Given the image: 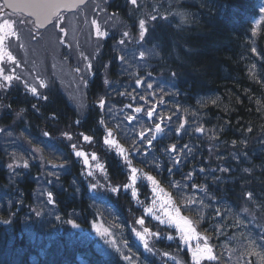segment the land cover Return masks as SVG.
I'll return each instance as SVG.
<instances>
[{
    "label": "snow or ice",
    "instance_id": "1",
    "mask_svg": "<svg viewBox=\"0 0 264 264\" xmlns=\"http://www.w3.org/2000/svg\"><path fill=\"white\" fill-rule=\"evenodd\" d=\"M102 2L105 7L97 5L93 9L95 15L89 21L90 39L94 37L97 41L96 50L94 53L86 54L80 50L77 43L75 50L79 52L83 68L78 66L74 72L78 74L79 84L86 95L88 77L99 70L96 63L103 55L102 44L110 36H115V33L110 32L108 25L123 11L130 23L126 24L120 20L124 30L119 33V39L115 40L112 49L117 54L112 56L109 62L101 64L104 69L102 81L104 88L94 101V108L99 115L95 123L96 132H102L103 135L97 137L96 132L90 135L85 132L73 133L64 130L57 137H53L49 131H43L41 140L34 142L31 136L24 137L23 132L13 140V132L8 131L11 126L0 127L3 145L15 148L19 142L23 147V141H26L30 146L24 148L22 152L15 150L9 152L7 147H0V151L8 160L4 167L8 170L9 183L22 176L24 170H30L34 163L38 164L40 172L35 177L38 187L34 195L39 203L30 211L37 217L46 210L52 215L54 210L58 211L57 199L55 193L45 185L58 184L61 174L79 163L81 167L78 175L81 179L72 180L70 187L74 191L71 195L73 197L83 195L79 185L86 184L87 193L93 194L89 197L93 202L88 206L91 220L87 222L91 225V231L77 238L82 243L95 240L98 253L102 257H114L116 264H180L175 255L155 247L156 243L164 239L177 242L178 248L182 245L188 246L193 239L202 241V244L197 243L195 250L189 249L192 252L193 264H201L204 260L220 264V257L215 254L211 243L212 236L206 233L211 232L217 236L222 233L226 213L231 210L228 207L231 194L250 205L241 209L246 215L241 218L236 214L235 223L230 225L236 229H246L239 237H233L243 246L242 255L255 258L245 260L243 264H264V222H261L264 220V165L260 166L262 172L259 192L251 186L256 182L257 165L241 167L242 164L250 162V147L253 143L251 134L255 130L254 127H241L239 129L241 138L231 140L229 155L227 157L220 155L216 148L225 130L231 129V121L226 119L212 128L206 127L207 121L200 119L204 102L197 100V106H185L178 99L181 97V86L185 83L179 72L175 70L169 72L165 65H160L162 72L159 75L161 79L167 77L164 83L168 85L162 87L161 79L153 78L155 68L152 71H144L146 67H150L144 63L146 56L163 59L164 46L170 41V38L166 40V29L172 27L171 19L180 17L176 31H184L185 25L195 22L192 19L193 14L188 11H168L161 0L151 2L123 0L122 5H117L114 11L108 13L107 8L112 7L110 0ZM84 4L85 0H73L72 3L66 0H0V100L8 99L11 91L16 89L22 91L26 99L37 101L31 104L36 112L40 111V102L49 101L48 93L51 92L53 83L35 71H18L22 68V62L13 54L10 46L13 39L19 41L21 33L25 30L32 41H37L41 36V30L47 31L50 26L56 31L59 44L73 48L72 43L67 40L65 16L61 9L78 10ZM198 7L213 9V19L221 15L227 17L231 9V0L227 3H221L220 0H198ZM101 13H105L106 18H100ZM262 26L264 0H261L255 18L246 29L247 42L240 57L241 60L255 58L259 62L261 67L259 76L254 72L257 68L256 62L248 66L247 74L264 88V49L256 46V38L260 35L259 28ZM171 42L174 47L175 42ZM129 44L134 47L129 49ZM146 44H151L152 47L146 48ZM19 47L23 48V45L19 44ZM114 61H119L120 73L126 77L127 82L112 81L108 78L107 73ZM133 62L138 70H133ZM245 91L247 92V89ZM120 98H124L127 103L116 109ZM237 99L239 101V98ZM218 100L217 97L210 103L215 106ZM256 103L259 105L257 111H264V99H257ZM86 107L81 97L77 102L80 115L73 122L75 125L81 124V116L86 117V113L80 111ZM0 109L11 114L12 105L0 102ZM24 111L26 109H20L15 116L19 118ZM224 111L228 114L231 110L226 107ZM49 118L56 120L55 112ZM185 136L189 137L188 142H182ZM204 136L209 140L207 163L204 162L205 157L202 154L205 150L203 141L200 143L193 141V137L199 141ZM260 137H264V128L255 138L256 148L251 149L258 151L256 158L264 156V139ZM166 139L172 142L163 144ZM96 143H102L108 153H114L119 175L123 176V180L114 182L108 163H101L95 151L87 150L88 146ZM60 145H64L68 150L67 154ZM45 149L51 150V158L45 155ZM197 153H201L199 161ZM213 155L216 163L210 167L209 165L213 164ZM189 162H193L190 168ZM231 162H235V165ZM137 163L142 167H136ZM176 176L180 178L176 179ZM60 187L67 191L62 185ZM236 187H239V192L234 191ZM144 188L151 193V199L145 196L144 201L140 202L139 197L143 195ZM125 194L138 205L135 210L141 212L140 216L133 213L134 218L130 223L114 222L111 228L98 225L103 217L97 209L96 201L108 203L113 198L118 200ZM14 203L21 205L23 202L8 201L9 205ZM182 208L184 211L195 212L197 219L193 221L191 217L184 216ZM75 216L77 213L72 211L66 214V218L56 214L55 219L71 225L73 229H80L81 225L73 218ZM153 220L156 222L153 225L155 231L147 226ZM9 222L3 220L5 224ZM205 223L208 224V228L205 229V233H200L198 228ZM128 235L134 237L142 246V252L133 251ZM237 264L240 262L237 261Z\"/></svg>",
    "mask_w": 264,
    "mask_h": 264
},
{
    "label": "trees",
    "instance_id": "2",
    "mask_svg": "<svg viewBox=\"0 0 264 264\" xmlns=\"http://www.w3.org/2000/svg\"><path fill=\"white\" fill-rule=\"evenodd\" d=\"M161 2L171 12L188 11L193 14V11L196 10L197 13L193 14L192 17L195 22L185 25L184 31H176V25L179 23L177 20L178 16L171 19L172 27L166 29V40L170 38V41L164 46L163 59L161 60L157 56H146L145 62H154V66L144 70L152 71L155 68L153 72L154 79H161L159 74H161L162 68L160 65H165L169 72L172 70L179 72L185 83L181 86V97L178 99L185 106L194 107L197 106V100H202L204 107L201 110L200 119L207 121L206 127L212 128L218 122L226 119L231 121V129L225 130L220 137V144L216 148L220 155L225 157L229 155L231 140L241 138L239 134L241 127H254L255 130L251 134L253 143L250 147V162L242 164L241 167L257 165L255 169L256 182L251 186L259 192V181L262 172L260 166L264 165V156L256 158L258 151H252L251 149L256 148L255 138L258 137L261 129L264 128V111L258 112L257 108L259 105L256 103L257 99H264V88L250 79L247 74L248 66L256 62L257 68L254 72L259 76L261 72L259 62L255 58L250 60L240 59L247 42L246 29L250 25L251 17L257 12L258 0H231L229 15L235 13L234 19L230 18L229 15L227 17L223 15L216 16L213 19L214 10L210 8L200 9L196 0L178 3L180 4L178 7L165 0ZM220 2L227 3L229 0H220ZM128 23H130L129 20ZM123 30L122 27L120 30L114 31L117 35L115 34L114 37L110 36L106 39V42H103L101 62H109L111 57L117 54L112 50L113 44L115 40L119 39V33ZM33 32H35V29H33ZM259 32L260 35L256 38V46L264 49V26L259 28ZM24 33L26 34L24 36L25 40H27V37L30 38L27 30ZM43 34L41 31L40 37L42 39H44ZM171 41L175 42L174 47ZM37 44L39 45L38 47L41 46L43 49L46 46L41 41L37 42ZM38 47L29 45L26 49L17 48L16 53L19 58L27 56L30 59H35L37 65H42L43 73H40V75L49 79L54 85L51 92L48 93L50 99L47 103L40 102V111L36 112L32 109L31 104L37 101L31 98L26 99L22 91L13 89L8 99L0 100L5 105H12L11 114H7L6 110L0 109V126H11L8 131L13 132V140L23 132L24 137L31 136L34 142L41 140L43 131H49L53 137H57L64 130H69L73 133L85 132L90 135L96 132L95 123L99 119V115L94 108V101L103 92L104 69L102 67L98 68L99 70L90 76L86 95L85 90H83V101L87 107L80 111L85 112L86 117L81 116V124L77 126L73 123L80 115L77 110V102L73 99L68 100L61 88L60 79L56 78V75L52 73L53 62L61 57H65L64 62L67 60L69 68L72 69L75 63H71L69 59H66L68 56L72 58V55H67L66 50L63 48L62 53L58 54V57L52 61L53 53L48 52L47 49H44L45 53H43ZM145 47L150 48L152 45L146 44ZM21 62L23 63V59ZM117 69H120V63L119 61H114L111 64V70L107 73L108 78L112 81L127 82L126 77L120 74L117 75ZM166 79V76L161 79L162 87H168L164 83ZM246 89L247 92L245 91ZM217 97L219 98L218 103L213 106L210 101ZM237 98H239V101ZM122 99L120 98L119 104ZM226 107L231 110L228 114H225L224 111ZM22 108L26 109V111L17 118L15 113ZM53 112L57 116L56 120L49 118ZM96 135L100 137L103 133L96 132ZM260 138L264 139V137ZM21 139L23 140V138ZM188 140L189 137L185 136L183 142H188ZM193 141L195 143L203 141L205 150L202 154L205 157L204 162L207 163L209 157L207 151L209 147L208 137H201L199 141L193 137ZM171 142V140L166 139L162 143L168 144ZM40 146L42 147V145ZM0 147H7L3 145V138H0ZM27 147L30 146L26 141H23V147L18 142L15 148L7 147V151L22 152ZM60 148L67 154L68 150L64 148V145H60ZM87 150L95 151L102 163H108L114 182L124 179L123 176L119 175L114 153H108L102 143L88 146ZM45 155L51 158V150L45 149ZM200 155L201 153H197V161H199ZM212 161L213 164L209 165L210 167L216 163L215 155L212 156ZM7 162V157L0 151V264H116L114 257H102L98 253L95 240L82 243L77 238L91 229L90 223L87 222L91 220L88 206L93 201L89 199L92 195H88L85 184L79 185L84 194L76 195L75 197L71 195L74 191L73 188L63 191L57 189L60 187L58 184L47 185L55 193L57 199L58 211L54 210V215L59 214L66 218V214L69 212L75 211L77 213V216L73 218L77 220L81 227L80 229H73L71 225L56 221L55 217L49 215L47 210L40 217L35 216V213L30 211L31 208H36L39 203L34 195L38 187L35 177L40 172L38 164L34 163L30 170H24L22 176L9 183L8 170L4 167ZM192 163L189 162V168ZM231 163L235 165V162ZM80 167L81 165L77 163L74 167L66 169L63 172V176H60L61 182L69 184L73 179L80 180L81 178L78 175ZM136 167L140 168L142 166L137 163ZM183 171H187V169H183ZM67 178L69 180L71 178V180L69 181ZM175 178L179 179L180 177L176 176ZM165 187H167L166 184ZM234 191L239 192V187H236ZM142 192L141 199L145 198V196L150 197V192L147 188L142 189ZM10 198L13 201L21 200L23 203L21 205L15 203L9 205L8 199ZM96 204L97 209L98 206H105L108 209L107 211H110L117 219L116 222L120 224H124L126 221L130 223L134 218L133 213L135 216H140L141 214L140 211L135 210L138 205L131 201L130 196L127 194L121 195L118 200L113 198L108 203L98 200ZM228 207L231 210L226 213L222 233L218 236L213 235L211 232L206 233L212 236L211 243L214 246L215 254L220 257V264H237V261L243 264L245 260H255L254 257L242 255L244 252L243 246L238 239H233L234 236L239 237L241 232H246V229H236L230 226L235 223L236 214H239L241 218L246 215L241 209L250 207V205L230 194ZM130 208L132 211H130ZM181 210L188 217H191L193 221L197 219L195 212L184 211L183 208ZM108 216L109 214L102 216L105 222ZM3 220H9L10 222L5 224ZM261 222H264V220ZM155 223L153 220L147 226L155 231L156 229L153 227ZM207 228L208 224L205 223L198 230L205 233ZM73 233L76 235H73ZM127 238L133 247V251L139 250L142 252V246L137 243L134 237L128 235ZM155 247L168 251L190 264L188 251L181 246L178 248L175 241L164 239L156 243ZM230 257L231 259H229ZM201 264H216V261L205 260Z\"/></svg>",
    "mask_w": 264,
    "mask_h": 264
},
{
    "label": "rangeland",
    "instance_id": "3",
    "mask_svg": "<svg viewBox=\"0 0 264 264\" xmlns=\"http://www.w3.org/2000/svg\"><path fill=\"white\" fill-rule=\"evenodd\" d=\"M165 1H168V2L171 1V2L177 3V2L182 1V0H165ZM110 2H113V0H110ZM196 2L198 3V0H196ZM97 5H99L100 7H105L102 0H92L89 3H87L86 5H84L83 7H81L80 8L81 11L64 15L65 16L64 27L67 31V40L72 43L73 48H68V47H65L64 45H63V48L66 50L67 55H72L71 56L72 58H70V56L66 57V59H69V62L75 63L74 67L72 69L69 68L67 60H66V62H64L65 57L57 58L58 54L62 53L63 48L61 47L62 45L59 44V42H58L56 31H54L49 26L47 31L44 32L45 33V39L44 40H45L46 45H48V46H45L44 49H47L48 52L53 53L52 61L57 58L52 64V73H54L56 75V78L60 79L61 88H62L63 92L65 93V95L67 96L68 100L73 99L76 102H78V100H80L81 97L84 98V92H83L84 89L79 84L78 74H76L74 72V69L78 66L83 68V64L80 62L79 52L75 50V45L78 43L80 50L84 51L86 54L95 52L96 47H97V41L95 40L94 37L90 39L89 21L95 15V13L93 12V9L96 8ZM107 12L111 13L112 11H110L107 8ZM123 13L124 12H121L120 16L116 20H113L108 25L110 32L115 33L114 31L120 30V28H122V26L120 25V20H123L124 22H125L124 19L128 20L125 13L124 14ZM196 13H197L196 10L193 11L194 15ZM234 14L229 15V17L234 19ZM100 18H106V14L101 13ZM125 23L127 24L128 22H125ZM24 36H25V33L22 32L19 41L17 42L15 39H13L12 44L10 46V50L13 52L14 55H17L18 58H19V56L17 53L15 54V50L17 48H20L19 44H22L23 48H25V49L29 45H32V46L36 45V47L39 46L37 44V42H40L39 40L34 42L29 37H27V40H25ZM5 44L6 45L8 44L7 40L5 41ZM102 46H103V44H102ZM133 47L134 46L132 44H129V49H132ZM38 49H41V51H44V49L41 46L38 47ZM138 51H139V49L136 50L137 55H138ZM73 55H76V56H73ZM19 59L21 61L23 59V63H22V68L18 69V71H23V72L35 71L39 74L43 73L42 72V65H37V62L35 59H30L27 56H23V58H19ZM100 59H102V57H100ZM102 63L103 62H101V60H100L99 62L96 63V67L100 69ZM105 63H107V62H105ZM144 63H146L147 65H150V67H146V69H149V68L154 66V62L148 63V62L144 61ZM119 70L117 69V75H119V74L121 75ZM133 70H138L135 68L134 62H133ZM144 71H146V70H144ZM90 76H92V75H90ZM90 76L88 77L89 81H90ZM83 103H84V101H83ZM123 103H127V101L124 100V98L122 99L120 104L119 103L116 104V109H119L120 107H122ZM114 114H115V109H114ZM63 174L64 173H62L61 176H63ZM67 180H69V178H67ZM70 180H71V178H70ZM71 182H72V180L69 182V184H67V183L64 184L60 180L58 185L59 186L62 185L63 189H71L72 188V187H70ZM46 187H48V186L46 185ZM85 187H86V184H85ZM57 189H61V187H58ZM89 194L93 195L92 193H88V195ZM150 197H151V194H150ZM11 199L12 198L8 199V201ZM49 208H51V207L49 206ZM98 209L100 210V212H101L100 214L102 216L109 214L106 222L102 219L101 221L98 222V225L102 224L103 227H109V228L113 227V224H114V222L117 221V219L111 214L110 211H107L108 209H106L105 206L104 207L98 206ZM52 216L55 217L54 214H52ZM121 231H123V229H121ZM93 235L95 236L94 232H93ZM97 239H98V237H97ZM197 243L202 244V241L198 242L196 239H193L188 246L182 245L183 248H185L189 251L191 259H192V252L189 249L195 250ZM178 260L180 261V264H185L182 260H180V259H178Z\"/></svg>",
    "mask_w": 264,
    "mask_h": 264
},
{
    "label": "water",
    "instance_id": "4",
    "mask_svg": "<svg viewBox=\"0 0 264 264\" xmlns=\"http://www.w3.org/2000/svg\"><path fill=\"white\" fill-rule=\"evenodd\" d=\"M66 2H68V3H72L73 2V0H66ZM85 2H86V0H85ZM62 11H65L64 9H61V12ZM69 11H73V10H69Z\"/></svg>",
    "mask_w": 264,
    "mask_h": 264
}]
</instances>
